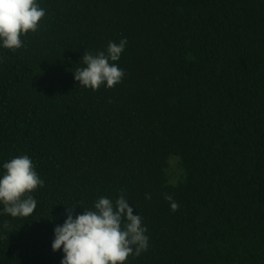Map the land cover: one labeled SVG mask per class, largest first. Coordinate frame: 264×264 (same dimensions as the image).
<instances>
[{"label": "trees", "instance_id": "16d2710c", "mask_svg": "<svg viewBox=\"0 0 264 264\" xmlns=\"http://www.w3.org/2000/svg\"><path fill=\"white\" fill-rule=\"evenodd\" d=\"M38 3L0 48V163L28 155L44 185L31 216L0 215V264H60L66 207L120 194L149 236L127 264H264V0ZM124 37L121 82L78 84L83 54Z\"/></svg>", "mask_w": 264, "mask_h": 264}, {"label": "clouds", "instance_id": "9594fccd", "mask_svg": "<svg viewBox=\"0 0 264 264\" xmlns=\"http://www.w3.org/2000/svg\"><path fill=\"white\" fill-rule=\"evenodd\" d=\"M46 10L38 0H0V48L23 47L22 35L35 32ZM128 41H109L103 51L83 54V67L73 72L74 79L93 91L101 85L112 88L120 83L124 70L119 61ZM44 180L36 171L31 157L18 155L0 163V215L27 218L36 207L31 194L43 187ZM151 199L150 194H145ZM170 209L179 204L170 195ZM74 215V205L66 207L65 218L53 228L51 249L62 252L60 264H127L128 257L139 256L149 248L147 226L128 199L120 194L115 200L100 196L91 208Z\"/></svg>", "mask_w": 264, "mask_h": 264}, {"label": "rangeland", "instance_id": "374dc122", "mask_svg": "<svg viewBox=\"0 0 264 264\" xmlns=\"http://www.w3.org/2000/svg\"><path fill=\"white\" fill-rule=\"evenodd\" d=\"M169 177L171 181L176 182L180 176V168L176 157L170 159L169 163Z\"/></svg>", "mask_w": 264, "mask_h": 264}]
</instances>
